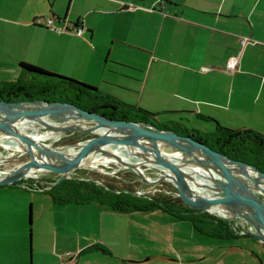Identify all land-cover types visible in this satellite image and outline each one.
I'll return each instance as SVG.
<instances>
[{"label":"crops","instance_id":"1","mask_svg":"<svg viewBox=\"0 0 264 264\" xmlns=\"http://www.w3.org/2000/svg\"><path fill=\"white\" fill-rule=\"evenodd\" d=\"M42 16L83 29L56 31ZM85 58L94 61L88 74ZM21 60L90 82L159 123L205 133L214 118L264 133V0H0V81L16 79ZM8 143L0 138V155L14 152ZM235 237L159 208L54 203L0 184V264H264L262 241Z\"/></svg>","mask_w":264,"mask_h":264},{"label":"water","instance_id":"2","mask_svg":"<svg viewBox=\"0 0 264 264\" xmlns=\"http://www.w3.org/2000/svg\"><path fill=\"white\" fill-rule=\"evenodd\" d=\"M39 133L49 135L48 141ZM1 137L10 140L8 147L15 153L0 155V159H24L0 172V184L49 170L57 173L44 186L49 188L76 168L97 166L108 159L117 168L134 169L142 182L169 181L188 206L236 221L244 233L264 243V169L228 155L192 131L108 116L68 100L0 95ZM142 166L153 175L148 176Z\"/></svg>","mask_w":264,"mask_h":264},{"label":"trees","instance_id":"3","mask_svg":"<svg viewBox=\"0 0 264 264\" xmlns=\"http://www.w3.org/2000/svg\"><path fill=\"white\" fill-rule=\"evenodd\" d=\"M37 21V19H36ZM20 74L16 79L0 81V95L8 99H60L73 101L77 105L97 110L108 116L127 117L153 121L161 126L179 131H192L200 139L220 149L228 155L255 163L264 169V133L253 127L231 128L216 119L212 131L201 133L197 129L179 128L156 122L154 112L139 105L126 103L112 94L100 90L96 85L73 76L45 68L39 64L21 60ZM76 168L69 177L61 179L49 188L56 177L54 171L28 176L15 181L23 182V187L47 192L54 203L97 201L116 210H148L159 208L179 218L192 222L193 226L206 234L223 237L238 236L239 226L211 211L193 208L185 204L177 195L175 186L170 191L167 180L152 185L149 190L139 193L124 191L123 188L140 189L141 181L136 171L129 167L117 170L116 174L82 172ZM89 176V177H88ZM98 179L99 181H97Z\"/></svg>","mask_w":264,"mask_h":264},{"label":"rangeland","instance_id":"4","mask_svg":"<svg viewBox=\"0 0 264 264\" xmlns=\"http://www.w3.org/2000/svg\"><path fill=\"white\" fill-rule=\"evenodd\" d=\"M67 57H68V54L66 55ZM84 59V58H83ZM86 60H83V69H85V72H86V74H88L90 71H91V69H92V67H93V65H94V61L93 60H88L87 58H85ZM109 64V63H108ZM69 68V67H68ZM65 70H67V72H70V68L69 69H65ZM72 70H74V69H72ZM80 72V71H79ZM88 72V73H87ZM62 74H65V75H69V74H67V73H62ZM69 76H72V75H69ZM73 77H75V76H73ZM75 78H77V77H75ZM78 79H80V78H78ZM80 80H83V79H80ZM83 81H85V80H83ZM85 82H87V81H85ZM88 83H90V82H88ZM92 84V83H91ZM132 93V92H131ZM149 111H151V110H149ZM153 112V111H152ZM162 118H165L164 116H165V114H162V115H160ZM203 120H201V119H197V118H195V117H192V119L189 121L191 124H194V123H197V124H200V125H203L204 126V123L202 122ZM103 164H105L104 166H103ZM113 164H115L114 162H111V160H105L102 164H98L97 166L95 165V166H83V169H82V172H87V170H94L93 171V173H104L101 169H108V167H106V166H111V165H113ZM100 166H101V168H100ZM87 169V170H86ZM39 171H42V173L41 174H45V173H47L48 172V170H38V172ZM146 183H140L139 185H140V190H142L143 188H145V187H147L146 185H145ZM95 203V202H94ZM105 208H108V207H105ZM190 223V222H189ZM256 238H254V236H252V235H250V234H243V235H239V236H236L235 237V240L236 241H238V242H241V243H243V242H245V241H247V242H251V241H256L255 240ZM262 244H263V242H261ZM263 254H264V252H263Z\"/></svg>","mask_w":264,"mask_h":264},{"label":"built area","instance_id":"5","mask_svg":"<svg viewBox=\"0 0 264 264\" xmlns=\"http://www.w3.org/2000/svg\"><path fill=\"white\" fill-rule=\"evenodd\" d=\"M136 4L135 3H132L130 2L129 3V7H134ZM40 23H43L45 25H47L48 27H50L51 29L53 30H56V31H64V30H74L75 32L77 33H80L82 31V26H68V25H65V24H56L54 23L53 21V18L51 16H45V17H39L37 19ZM247 39V37H242V41H245ZM237 57L235 55H232L230 57H228V59L226 60V68H229V69H234L236 64H237ZM39 136L43 139V140H47L48 136L49 135H43L41 133H39ZM6 145V143H5ZM6 169H0V172L4 171ZM239 232L240 233H244V228L242 227V229H239Z\"/></svg>","mask_w":264,"mask_h":264},{"label":"flooded vegetation","instance_id":"6","mask_svg":"<svg viewBox=\"0 0 264 264\" xmlns=\"http://www.w3.org/2000/svg\"><path fill=\"white\" fill-rule=\"evenodd\" d=\"M86 135H88V134H85V133H80L79 134V136H86ZM46 141H48V138H47V140ZM50 142H52V143H57L59 140H54V141H52V140H49ZM12 153H15V151L14 152H12ZM10 160H12V159H10ZM15 160V159H14ZM3 160L2 159H0V164H1V162H2ZM5 161V160H4ZM105 164H103V166H104ZM117 164L115 163V164H113V165H111L110 167L109 166H106V167H108V169H101L104 173H108V174H112V175H114V174H116V172H117V170L118 169H120V168H117V166H116ZM15 166V165H14ZM13 167V166H12ZM12 167H9L8 169H10V168H12ZM100 168H101V166H100ZM0 169H2V168H0ZM3 169H6V168H3ZM142 169H143V171L148 175V176H151V175H153V172H151V171H149L147 168H145L144 166H142ZM49 171V170H48ZM38 175V174H37ZM56 175H57V173H56ZM35 176V175H34ZM138 179H139V176H138ZM140 180V179H139ZM141 181V180H140ZM161 181V180H160ZM166 183H168L169 185H170V191L172 190V188H173V184L172 183H170L169 181H165ZM141 183H146V182H142L141 181ZM147 187H145V188H143L142 189V191L144 190L145 191V189H150L151 187H152V185L153 184H149V183H146L145 184Z\"/></svg>","mask_w":264,"mask_h":264}]
</instances>
